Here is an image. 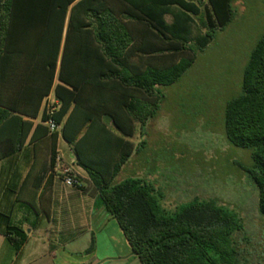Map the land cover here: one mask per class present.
<instances>
[{
  "label": "trees",
  "instance_id": "1",
  "mask_svg": "<svg viewBox=\"0 0 264 264\" xmlns=\"http://www.w3.org/2000/svg\"><path fill=\"white\" fill-rule=\"evenodd\" d=\"M75 1L0 0V73H21V79L0 78V83L6 88L29 83L38 96L34 113L0 99V161L19 151L30 131L12 113L36 117L54 91L62 101L54 119L62 123L68 116L64 139L74 146L100 204L116 218L142 264H248L238 240L244 221L234 209L215 198L195 197L168 211L164 193L150 181H116L146 144L136 147L132 139L144 136L157 117L161 88L179 82L234 21V0H81L70 15L62 50L68 9ZM126 4L140 16H126ZM91 22L98 40L93 64L85 61L89 50L71 47L73 30ZM13 120L20 123L16 129ZM223 126L231 145L250 152L251 164L239 168L258 189L264 216V35L251 50L240 93L226 102ZM9 235L17 249L27 240L18 228H10ZM93 249L94 243L87 252Z\"/></svg>",
  "mask_w": 264,
  "mask_h": 264
},
{
  "label": "rangeland",
  "instance_id": "2",
  "mask_svg": "<svg viewBox=\"0 0 264 264\" xmlns=\"http://www.w3.org/2000/svg\"><path fill=\"white\" fill-rule=\"evenodd\" d=\"M237 16L218 32L179 82L162 87L157 117L133 141H146L119 178L139 177L165 195L168 211L195 197L215 198L244 221L238 235L248 264H264V216L259 191L239 168L250 165L248 150L224 133L226 102L238 95L251 50L264 35V0H234ZM243 238L247 239L244 240Z\"/></svg>",
  "mask_w": 264,
  "mask_h": 264
},
{
  "label": "crops",
  "instance_id": "3",
  "mask_svg": "<svg viewBox=\"0 0 264 264\" xmlns=\"http://www.w3.org/2000/svg\"><path fill=\"white\" fill-rule=\"evenodd\" d=\"M80 1L69 6L62 50L70 15ZM129 14L140 16L126 4V16ZM166 21L172 23V17L166 16ZM71 47L89 50L90 56L85 61L96 63L97 25L91 22L90 27L73 30ZM4 74L1 72L0 78L21 79V73L18 76ZM89 76L92 77V71ZM0 84L2 101H11L17 110L35 112L38 96L31 84L17 82L10 88ZM44 113L45 99L36 117L12 113L27 124L26 130L31 127L23 147L0 161V264H142L116 218L100 204L99 191L90 174L80 165L74 146L64 139L62 131L55 135L47 130L43 123ZM67 119L68 116L62 122L63 126ZM17 125L20 123L13 120L15 129ZM57 154L72 169L78 187L67 186L55 169L54 156ZM135 156L124 165L117 182L125 180L119 177L123 173L126 176ZM10 228L23 230L27 235L26 242L19 249L11 240L14 235H9ZM92 243L93 251L87 252Z\"/></svg>",
  "mask_w": 264,
  "mask_h": 264
},
{
  "label": "built area",
  "instance_id": "4",
  "mask_svg": "<svg viewBox=\"0 0 264 264\" xmlns=\"http://www.w3.org/2000/svg\"><path fill=\"white\" fill-rule=\"evenodd\" d=\"M62 108V101L51 92L45 98V115L46 120L43 122L50 133H58L63 129V124L58 123L54 116ZM55 169L60 173L64 183L69 187H78L79 182L76 179L72 169L63 163L62 157L57 154L55 157Z\"/></svg>",
  "mask_w": 264,
  "mask_h": 264
}]
</instances>
